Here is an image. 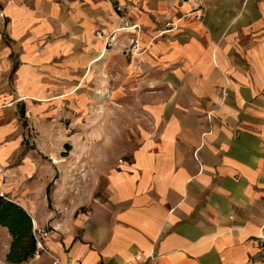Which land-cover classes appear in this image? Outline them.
I'll list each match as a JSON object with an SVG mask.
<instances>
[{
    "label": "crops",
    "instance_id": "obj_1",
    "mask_svg": "<svg viewBox=\"0 0 264 264\" xmlns=\"http://www.w3.org/2000/svg\"><path fill=\"white\" fill-rule=\"evenodd\" d=\"M201 1L0 0V196L59 264H264V0Z\"/></svg>",
    "mask_w": 264,
    "mask_h": 264
},
{
    "label": "trees",
    "instance_id": "obj_2",
    "mask_svg": "<svg viewBox=\"0 0 264 264\" xmlns=\"http://www.w3.org/2000/svg\"><path fill=\"white\" fill-rule=\"evenodd\" d=\"M0 225L10 236L5 261L10 264H23L33 257L35 242L32 225L27 213L14 203L0 196Z\"/></svg>",
    "mask_w": 264,
    "mask_h": 264
},
{
    "label": "built area",
    "instance_id": "obj_3",
    "mask_svg": "<svg viewBox=\"0 0 264 264\" xmlns=\"http://www.w3.org/2000/svg\"><path fill=\"white\" fill-rule=\"evenodd\" d=\"M194 2L198 5V7L202 5L201 0H194ZM117 10L121 11V7H118ZM195 13V17L197 19L201 18L202 13H200L199 11H196ZM166 26L167 30L163 32L173 29V25L170 23H168ZM94 34L98 39L101 40L105 49L114 47L118 43L119 38L125 35L128 37L126 39V44L124 48V53L126 55H138L144 51V49L139 44L140 28L136 24H128L125 26L114 28L107 33L97 30ZM32 236L35 242V250L33 253V257H39L40 254L44 253L52 259L54 264H59V261L48 252V250L43 244V239L47 236V231L44 228H39L33 224ZM257 238L259 240V246L264 255V232L262 234L257 235ZM71 264L79 263L73 262Z\"/></svg>",
    "mask_w": 264,
    "mask_h": 264
},
{
    "label": "rangeland",
    "instance_id": "obj_4",
    "mask_svg": "<svg viewBox=\"0 0 264 264\" xmlns=\"http://www.w3.org/2000/svg\"><path fill=\"white\" fill-rule=\"evenodd\" d=\"M127 38H128L127 36L119 38L117 47L118 45H120L121 51H123L125 48ZM121 45L123 46V48L121 47ZM81 121L85 123L86 126L84 127L83 132L80 134L81 137L79 138V140H83L84 142L94 143L96 142L95 135L97 133V130H100L99 134L103 145V148L100 149V153H104L105 155H108V157L111 158L113 157V155H116V153L118 152V148L122 147L123 143H120L118 137L116 136V134L120 136L119 133L114 130H110L106 117L104 118L100 117L98 119L95 116L91 118L85 117V119H82ZM69 129L70 131H72L73 128L69 127ZM65 135L68 136V140H69V138L72 137L74 133L66 132ZM86 153H87V157H91L90 149H88ZM75 167L76 166H74V168Z\"/></svg>",
    "mask_w": 264,
    "mask_h": 264
}]
</instances>
